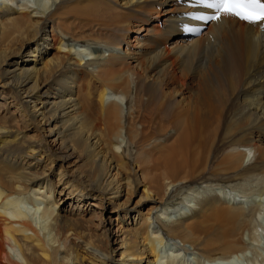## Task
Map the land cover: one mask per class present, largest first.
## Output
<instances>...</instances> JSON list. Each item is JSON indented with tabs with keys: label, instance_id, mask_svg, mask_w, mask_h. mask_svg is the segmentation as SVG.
Segmentation results:
<instances>
[{
	"label": "bare ground",
	"instance_id": "obj_1",
	"mask_svg": "<svg viewBox=\"0 0 264 264\" xmlns=\"http://www.w3.org/2000/svg\"><path fill=\"white\" fill-rule=\"evenodd\" d=\"M36 1L0 0V250L20 253L14 260L5 252L0 264H189L185 247L199 243L201 231L215 238L200 242L205 253L193 252L195 264H252L246 253L264 216V28L222 17L184 40L176 0ZM203 46L211 52L204 62L199 51L204 69L193 86L186 60ZM14 48L35 57L18 78L2 67ZM234 71L247 77L228 102ZM217 133L223 163L237 167L254 156L241 177L225 181L239 185L233 196L195 175L200 150ZM122 136L128 146L118 152ZM72 153L89 161L90 175L67 170ZM56 164L55 182L49 174ZM121 194L117 208L129 209L106 230L120 251L114 260L77 208ZM66 201L79 207H62ZM37 218L42 226L33 224ZM152 219L181 245L160 250L165 232L160 236ZM239 231L240 241L231 240Z\"/></svg>",
	"mask_w": 264,
	"mask_h": 264
},
{
	"label": "rangeland",
	"instance_id": "obj_2",
	"mask_svg": "<svg viewBox=\"0 0 264 264\" xmlns=\"http://www.w3.org/2000/svg\"><path fill=\"white\" fill-rule=\"evenodd\" d=\"M34 1H36V0H34ZM38 1L39 0H37L36 2L38 3ZM35 2V3H36ZM32 3V2H31ZM50 6H52V5H50ZM49 6V7H50ZM136 29V28H135ZM137 32H138V29L136 30ZM43 34H45V32H42L41 34H40V37H37V40L36 41H40V39L42 38V36H44ZM136 33H134L133 32V36L135 35ZM39 39V40H38ZM175 39V38H174ZM33 43H34V41L31 43V46L33 47L34 45H33ZM30 44V43H29ZM28 44V45H29ZM205 44H206V42H205ZM27 45V46H28ZM93 45H96V46H99V45H97V44H93ZM26 46V48H28ZM30 47V46H29ZM25 48V49H26ZM16 51H15V50ZM13 49V51L15 52L14 54H12V55H10L9 53L6 55V57H5V63L2 65V67H4L6 70H11V72L13 73V74H19V72H20V74H21V76L23 75H25L26 73L24 72V71H22L21 69H23V67L24 68H26V67H28V66H30V64L32 63V62H30V61H32V59H34L35 57H34V55H31V54H25L24 55V51L25 50H23L22 52L20 51V50H17L16 48H14ZM103 49H104V47H103ZM207 49H210V52H211V47L209 48V46H208V48H204V46L202 47V48H200V49H195V50H192V54H194V56H193V58L192 59H189V60H186V63H187V68L189 69V71H187L188 73H187V76L189 77L188 79L192 82L191 84L193 85V86H195V85H197V82H198V80H199V78H200V76H199V74H201V72L203 71V67H201V66H199L200 65V62L198 63L197 61H198V59H199V51H201V56H202V61L204 60V62L206 61V59L208 58V56H209V54H210V52L207 50ZM101 51H104V50H100V52ZM191 52V51H190ZM198 53V54H197ZM203 53H206V54H203ZM209 53V54H208ZM188 53H186V55H187ZM206 55V56H205ZM208 55V56H207ZM203 57L204 58H206V59H203ZM21 60H23V62L22 63H17V61H21ZM201 60V59H200ZM7 62V63H6ZM197 63L199 64V65H197ZM20 67V68H19ZM197 67H199L198 69H197ZM201 68V69H200ZM20 70V71H19ZM196 70V71H195ZM24 73V74H23ZM198 73V74H197ZM20 74L19 75H17V78L20 76ZM232 76L234 77V84L231 86V89H229L228 91H227V97H226V99H227V101L229 102V101H233V95H234V93H235V91H236V87L238 86V84L243 80V79H245L247 76L245 75V74H243V73H238V72H236V71H234L233 72V74H232ZM29 85H31V84H29ZM29 85H27V87L29 86ZM173 86V85H172ZM29 91H31V89H29ZM40 91V89L38 88V89H36V91L34 90L33 92H35L36 94H37V92H39ZM186 96H188V97H191L192 95L190 94V93H187L186 94ZM2 100V99H1ZM125 101H123V103H122V106H123V108H124V111L126 112L127 111V105H126V103H124ZM39 107V106H38ZM11 109V108H10ZM50 111H52V112H54L53 110H52V108L48 111V112H45V115L46 116H48L49 114H50ZM45 116V117H46ZM49 117V116H48ZM48 117H46L47 119H46V124H44L43 123V126L44 127H49L50 129L53 127V123L54 122H52V123H50L51 122V117H50V119L48 118ZM58 122H56V126H55V128H57V129H55L54 131H56V130H58ZM19 126H23L21 123H20V121H19ZM53 131V130H52ZM53 131V132H54ZM171 132V131H170ZM47 134V133H46ZM58 134V133H57ZM215 137V136H214ZM222 137V135L220 134V133H217V135H216V137H215V139H213L212 141H210V142H208L207 143V145H205V147L204 148H202L201 150H200V152H199V154H198V156H200V154H201V156L198 158V162L196 163L197 164V170L195 171V175H198V176H205V177H208L209 179H212L213 181H215L216 183H222V186H224L223 187V189L221 190V191H224L226 194H228L229 196L231 195V196H233L235 193H237V191H236V187H238L239 185L238 184H236V185H234L233 183H235V182H225V181H227L228 179H230V178H232V177H234L235 176V174H237V176H239V177H241L242 176V174L244 173L243 171H245L247 168H248V166L247 165H250L252 162H253V160L252 159H254V156L252 155L253 153L251 152L250 153V155H249V159H251V160H249L248 159V162H246V163H244V164H241V163H239V165L237 166V167H233V166H230V165H228V164H225V163H223L222 161H221V155H222V145H221V143H222V140H224V139H222L221 138ZM47 138H49V139H53L54 137H51V136H48L47 135ZM123 139V140H122ZM121 143H120V147L117 149L118 150V152H120L121 151V149L122 148H126L127 146H128V141L125 139V138H123V136H122V138H121ZM61 148V147H60ZM59 148V149H60ZM129 149L131 148V146L130 147H128ZM58 149V151H60ZM61 150L62 151H68L69 149H66V148H61ZM210 150V151H209ZM72 151L71 150H69L68 151V153H71ZM71 156L73 157L72 159H69L70 161H69V163L68 164H66V168H67V170L70 172V169H71V171L75 168V170L72 172L73 173V175H75L76 173H78V172H85L84 174H87L86 176H88V175H90V173H91V167H90V163H89V161H86L84 158H81V157H79L78 156V154L77 153H72L71 154ZM199 159H200V161H199ZM31 160V159H30ZM33 160V159H32ZM72 160H74V161H72ZM250 161V162H249ZM75 162V163H74ZM43 164H45V163H43ZM200 164V165H199ZM205 164V165H204ZM49 165V164H48ZM71 165V166H70ZM73 165V166H72ZM207 165V166H206ZM77 166V167H76ZM48 167V166H47ZM201 170H200V169ZM205 168V169H204ZM52 169V167L50 168V170ZM90 169V170H89ZM199 169V170H198ZM239 170H241V172L239 171ZM58 171H59V165H54L53 166V169H52V172L49 174V176L51 177V179H53L55 182H56V179H57V175H58ZM63 171H64V169H63ZM202 173H201V172ZM233 171V172H232ZM75 172V173H74ZM90 172V173H89ZM89 173V174H88ZM216 178V179H215ZM224 180V181H223ZM223 181V182H222ZM226 184H228V185H226ZM228 186V187H227ZM57 187V186H56ZM60 185L56 188V189H60ZM142 186L140 187V188H138L137 189V191H135V193H133L130 197V200H129V202H128V206H133L134 205V203H135V201L140 197V195L142 194ZM252 191V190H251ZM251 191H248V192H250L249 193V196L250 197H248V198H250V200L253 198H257L256 196H257V194L255 195V194H253V193H256V191L254 190V192H252V194H251ZM124 192V191H123ZM233 193V194H232ZM123 195V196H122ZM125 194H121V197H119V198H112L111 200H108V201H106V202H104V201H100V200H98L97 198H90V203H88V202H82L81 201V203L79 204V205H81L80 207L76 204V202L75 201H73V202H69V201H66L65 202V204H63L62 203V207H65V208H67V209H71L72 210V208H71V205L72 206H78L79 208H77V211H79V218H83L84 220H88L89 221V223L91 224V232H93V234L94 235H97V237H96V240H97V242L102 246V247H104V248H107L108 250L109 249H111L113 252H112V257H113V259L114 260H120V258H119V256H120V251H118V244H115V243H112L111 242V240L110 241H108V237L106 236V230H107V228L109 227V225H110V223H111V226H114V224L115 223H117V220H115L114 218L116 217L117 219H120L121 218V216H122V214H124L125 213V209H127V208H125L124 206H119L120 208H117V204L119 203V205H120V203L124 200V198H125V196H124ZM253 197H252V196ZM255 196V197H254ZM60 197V196H59ZM264 197V196H263ZM179 198H182V196H180ZM113 200V201H112ZM176 200V199H175ZM263 201H264V199H263ZM43 204V203H42ZM42 204H40V205H42ZM192 204H194L195 206H196V204L195 203H192ZM44 205V204H43ZM82 205H83V207H82ZM225 205H228V204H225ZM70 206V207H69ZM148 206V203L145 205V207L143 208V209H146V207ZM57 207H59V206H57ZM56 207V208H57ZM100 207H102V208H100ZM124 207V208H123ZM143 207V206H142ZM85 208V209H84ZM91 209V210H90ZM117 209V210H116ZM128 209H129V207H128ZM127 209V210H128ZM75 210H76V208L75 209H73V211L75 212ZM90 210V211H89ZM95 212V213H94ZM109 218V219H108ZM173 217L172 216H170L169 218H168V220H170V219H172ZM109 221H108V220ZM112 219H114V220H112ZM126 220H127V217L125 218ZM35 221V223H33L36 227L37 226H42V222H41V220L39 219V218H37V219H34L33 220V222ZM259 223H260V227H259V230H258V233H257V243H254V245L253 246H251L250 245V248H248V251H247V253H246V257H248L249 259H250V261H252V259H254V261H256L258 264L261 262L260 261V257L257 255V252L258 251H260V252H262L263 253V256H264V216H261V218H259ZM37 224V225H36ZM41 224V225H40ZM94 224V225H93ZM156 224H158L157 222H156V220L154 219H152V225L156 228V229H159L160 228V226L159 225H157V226H155ZM75 224H73L71 227H73V228H75V230L76 231H81V230H83V226L81 225V224H77V225H75ZM96 225H97V227H96ZM86 228V227H85ZM92 229H94V231L92 230ZM161 229V228H160ZM158 230L159 231V235H160V233H163V232H165L164 230L162 231V230ZM262 230V231H261ZM105 231V232H104ZM162 231V232H161ZM240 233L242 232V231H239ZM204 233V234H203ZM240 233H238V235H235L237 238H235V236H234V238L233 237H230V238H233V239H231V240H234V241H240V238H241V235H242V233L240 234ZM165 234H166V236H165ZM165 234L163 233V234H161L160 236L163 238L164 237V239H162L161 238V241H162V245H159L160 247V250H166L168 247H171L172 245H174V244H176L175 246L178 248L179 247V245H181V243L178 241V239H173L172 237H170V236H168L167 235V233L165 232ZM208 235V236H207ZM167 237V238H166ZM197 237L199 238H197V242H199V243H196V245H194L192 242L191 243H189V244H187V246L185 247L186 249H187V251H185L184 253H185V255H187V261H188V263L189 264H195V262H194V258H191V257H194V253L193 252H195V255H196V250L198 251V252H200L201 251V253L203 252V250L200 248L201 247V244H203V242H204V240H206V242H208V240L210 239V238H215L214 237V235H212V234H208V232H203V231H201V233L200 234H198L197 235ZM239 237V238H238ZM170 238V239H169ZM207 238H209V239H207ZM199 240V241H198ZM212 240V239H211ZM210 240V241H211ZM164 241V242H163ZM174 241V242H173ZM213 241H215V243L217 244V245H219V246H222V243L220 242V243H218V242H216V239H213ZM221 241V240H220ZM200 242H201V244H200ZM164 243V244H163ZM172 243V244H171ZM161 244V243H160ZM191 244H193L192 246H191ZM217 245H215V246H217ZM117 246V247H116ZM164 246V248H162ZM193 246H197L196 248H194L193 249ZM259 247H260V249H259ZM193 250H192V249ZM222 248V247H215L214 249L216 250V251H219L220 249ZM258 248V249H257ZM115 249V250H114ZM16 250H17V252H16ZM2 253H0V258H2L1 260L3 261V259H4V257H5V255H4V253L5 252H8L9 253V255L11 256V258L12 259H14V260H19V256H20V253H19V251H18V249L16 248V247H10V246H8V245H4V249H2L1 248V250H0ZM205 253V252H204ZM204 253H202V254H204ZM17 254V255H16ZM252 255H254V256H252ZM258 256V258H257V256ZM198 256V255H197ZM199 257V256H198ZM257 259H256V258ZM264 258V257H263ZM191 260H193V262L191 261ZM237 260V259H236ZM235 260V262H237ZM252 262V264H255V262ZM112 262V261H111ZM111 262H109V263H111ZM264 262H261L260 264H263ZM251 264V263H250Z\"/></svg>",
	"mask_w": 264,
	"mask_h": 264
},
{
	"label": "snow or ice",
	"instance_id": "obj_3",
	"mask_svg": "<svg viewBox=\"0 0 264 264\" xmlns=\"http://www.w3.org/2000/svg\"><path fill=\"white\" fill-rule=\"evenodd\" d=\"M193 2L195 5L212 12L210 15H193V20L208 22L229 17L264 28V0H193ZM182 30L186 33L200 31V29L191 27L189 24L183 25Z\"/></svg>",
	"mask_w": 264,
	"mask_h": 264
}]
</instances>
